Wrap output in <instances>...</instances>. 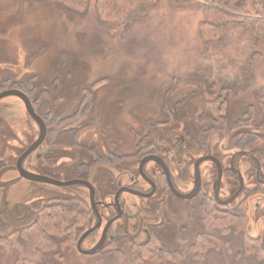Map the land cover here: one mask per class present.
Wrapping results in <instances>:
<instances>
[{"label": "flooded vegetation", "instance_id": "af4514ba", "mask_svg": "<svg viewBox=\"0 0 264 264\" xmlns=\"http://www.w3.org/2000/svg\"><path fill=\"white\" fill-rule=\"evenodd\" d=\"M98 77L88 86L53 81L50 92L38 76L1 78V219L24 223L47 208L71 210L75 247L87 230L80 241L84 249L112 238L98 254L108 246L160 242L182 213L204 227L207 214L229 219L232 233L238 228L242 241L264 254L262 132L252 130L250 121L237 125L227 107L214 113L189 102L130 124L124 111L140 112L132 103L125 107L122 79L114 92L100 94L111 79L108 72ZM98 110L104 122L94 117ZM145 236L144 244L134 243Z\"/></svg>", "mask_w": 264, "mask_h": 264}, {"label": "rangeland", "instance_id": "374dc122", "mask_svg": "<svg viewBox=\"0 0 264 264\" xmlns=\"http://www.w3.org/2000/svg\"><path fill=\"white\" fill-rule=\"evenodd\" d=\"M93 1L86 11L77 12L48 0H0V80L38 76L50 92L56 89L52 88L53 81H87V85L108 72L111 83L100 87V94L107 89L114 92L122 79L125 107L132 103L141 113L125 110L130 124L137 119L140 123L149 121L167 106L181 107L184 102L200 111L223 95L224 106L237 125L246 126L250 121L251 129L264 135V44L254 41L244 27L229 26L219 43H202L197 27L200 20L211 18L204 9L209 0H197L185 7L156 0L145 7L144 14L122 23L101 21ZM252 52H258L259 59L250 65L249 75L243 74L241 65ZM66 85L68 92L70 87ZM62 91L56 95H62ZM101 115L100 110L94 113L104 122ZM24 200L32 204L34 199ZM3 213L0 264H23V258L33 264H129L133 249L127 244L108 246L92 255H81L75 242L68 245L66 228L73 226L72 215H67L63 231H55L56 235L60 233L53 236L57 246L44 249L31 242V234L25 231L34 222L31 217L24 223L6 217V222L1 219ZM208 222L203 221L202 227L197 218L182 213L155 243L184 255L205 232L218 238L221 250L206 251L204 264H253V258L245 254L235 257L242 249V234L224 233L218 227H209Z\"/></svg>", "mask_w": 264, "mask_h": 264}, {"label": "trees", "instance_id": "16d2710c", "mask_svg": "<svg viewBox=\"0 0 264 264\" xmlns=\"http://www.w3.org/2000/svg\"><path fill=\"white\" fill-rule=\"evenodd\" d=\"M52 3L60 4L68 9L77 12L86 11L90 0H48ZM169 4L176 7H185L192 5L197 0H167ZM92 2V0H91ZM90 2V3H91ZM156 0H94L93 5L97 17L104 22L122 23L129 19H136L144 14V9L147 6L154 4ZM204 9L211 17L210 19H202L198 23L197 31L199 39L202 43H219L228 34L229 26H242L244 32L249 35L254 41L264 44V0H209L204 3ZM251 12V15H249ZM259 59L258 52L250 53L245 63L241 65V73L248 74L250 65L257 62ZM225 98L223 95L215 97L209 104L214 109V113H218L225 107ZM264 105V103L262 104ZM264 126V117L262 118ZM67 215H72L71 210L60 208H47L38 212L34 222L26 227V233L31 242L47 249L57 246L53 241V236H58L55 231H63L66 225ZM209 220V227H218L220 231L229 230L233 232L234 225L229 219L217 218L213 215L204 214L203 221ZM72 228L70 225L65 236V241L68 245L75 242L74 235L76 227L73 219ZM230 224L229 225H227ZM227 225V226H226ZM29 229V230H28ZM238 228H235L236 232ZM22 231V230H21ZM27 240V239H26ZM3 241V239H2ZM28 241V240H27ZM218 238L208 233H202L195 241L193 246H190L189 253L183 255L177 251H168L163 246L151 242L143 246H132L129 255V264H184L192 261V264H204V256L210 248H219L217 244ZM227 242V240H225ZM63 244V243H62ZM58 244V245H62ZM242 249L235 253V257L239 254L253 258V264H264V254L259 253L257 247L249 244L247 241H242ZM209 247V248H208ZM53 249V248H52ZM185 263V264H186ZM23 264H33L26 258H23Z\"/></svg>", "mask_w": 264, "mask_h": 264}, {"label": "water", "instance_id": "95a60500", "mask_svg": "<svg viewBox=\"0 0 264 264\" xmlns=\"http://www.w3.org/2000/svg\"><path fill=\"white\" fill-rule=\"evenodd\" d=\"M3 170L6 171V170H7V167H2L1 172H2ZM2 193H6V191H4V192H2ZM4 196H5V195H3V196L1 195V198H2V197L4 198ZM4 207H5V206H3V208H0V213L3 212ZM87 231H88V230H87ZM87 231H84V232L79 236V238H78L77 241H76V249H77V251L80 252V253H85V254H93V253H96V252L100 251L104 246H106V245H107L109 242H111V240H112L111 237L107 238V237L104 236V237H102L99 241H97V242L95 243V245H93L91 248H89V249L81 248V246H80V241H81L82 237L86 234ZM147 240H148V236H145L144 239H143L142 241H140V242H136V241H134V243L137 244V245H141V244H144ZM262 243H264V242H262ZM262 246H263V248H264V244H262Z\"/></svg>", "mask_w": 264, "mask_h": 264}]
</instances>
